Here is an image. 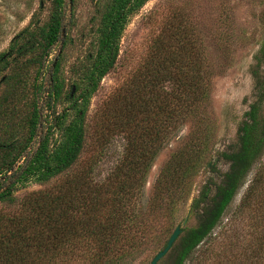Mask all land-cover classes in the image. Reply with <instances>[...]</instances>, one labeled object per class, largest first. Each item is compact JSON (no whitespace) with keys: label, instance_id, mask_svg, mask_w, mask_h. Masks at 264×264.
Listing matches in <instances>:
<instances>
[{"label":"trees","instance_id":"16d2710c","mask_svg":"<svg viewBox=\"0 0 264 264\" xmlns=\"http://www.w3.org/2000/svg\"><path fill=\"white\" fill-rule=\"evenodd\" d=\"M148 1L100 0L94 50L78 65L79 75L68 94H64L62 56L49 74L48 87L44 89L40 81L44 64L62 34L64 0H55L45 25L24 29L12 40L9 49L0 54V74L12 71L0 80L8 85L0 99V204L12 208L8 213L0 212V264H121L129 254L145 245L149 231L138 221L136 204L142 195L147 170L155 159L159 138H165L175 128L177 112L173 107L179 103L171 92L162 98L154 95L160 79L157 75L163 71L161 85L171 82L175 88V84H179L187 96L202 93L205 82L202 62L194 68L184 64L185 70H180L184 74L180 83L171 77L170 69L176 61L169 54L152 77L154 81H139L119 119L117 115L120 121L117 129L128 132L127 149L131 151L106 183L95 184L88 174L68 179L67 175L84 151V117L90 99L101 80L115 67L120 41L130 18ZM172 47L186 53L188 46L176 43L169 49ZM161 51L165 50L158 46L155 57L158 58ZM33 68L36 70L33 83L28 86V72ZM190 71L194 73L192 80L187 78ZM250 72L255 101L238 127L237 147L222 154L228 170L211 199L208 189H204L201 198L194 203L195 211L201 204L209 203V206L202 207L203 211L197 213L195 227L181 231L173 244L177 243L178 249L171 264H185L209 238L245 184L252 167L264 156V118L261 114L264 41ZM30 89L34 92L29 101L24 92ZM44 95L50 109L62 99L71 105L54 119L53 128L59 132V138L50 144L52 128H49L32 156L19 164L36 136L40 119L38 102ZM23 99L27 112L16 120L14 112ZM17 126L23 129L22 134L17 132ZM182 165L169 164L155 185L162 196L170 199L168 208L171 212L175 206L173 197L184 185V176L179 174ZM59 177H65V180L57 186L28 193L19 202L15 197V192L31 182L47 185ZM255 197L264 202V167L248 187L239 206L238 213L248 220ZM241 240L233 242L242 249L238 254L240 258L230 264H264V218H260L258 226L250 229Z\"/></svg>","mask_w":264,"mask_h":264},{"label":"rangeland","instance_id":"374dc122","mask_svg":"<svg viewBox=\"0 0 264 264\" xmlns=\"http://www.w3.org/2000/svg\"><path fill=\"white\" fill-rule=\"evenodd\" d=\"M99 3L100 0H64L63 33L41 71L44 89L49 85L50 72L62 56L64 94L72 90L79 75L78 65L94 50ZM54 4L55 0H0V54L9 49L12 40L24 29L45 25ZM263 41L264 0H149L130 18L120 41L115 67L101 80L86 108L84 151L67 179L88 174L95 184L107 182L131 151L127 149L128 132L117 129L124 105L139 81H154L152 77L169 54L176 61L170 69L174 81L183 80L180 70H185L184 64L194 68L200 61L205 82L202 93L187 96L179 84H175V88L171 82L161 85L163 71L157 75L160 79L154 95L162 98L171 92L175 100H179L173 107L177 112L175 128L165 138H159L155 159L147 170L142 195L136 204L138 221L149 231L145 245L129 254L121 264H149L164 249L177 227L181 231L195 227L197 213L209 206L205 203L199 210H193L204 189H208L209 199L213 197L215 187L228 170L222 154L237 147L238 127L255 101L250 68ZM65 42L68 43L63 47ZM176 43L188 46L187 52L180 53L175 46L169 49ZM157 45L165 50L158 58L154 54ZM35 72L34 68L29 70L28 86L32 85ZM11 73L10 70L1 73L0 80ZM187 78L192 80L194 73L190 71ZM7 88V84L0 83V99ZM32 90L24 92L26 100L32 99ZM24 102L20 100L15 109L16 120L27 112ZM70 105L71 102L62 99L50 109L45 95L39 100L36 136L19 164L32 156L49 128H52L50 144L59 138V132L53 128L54 119ZM68 113L71 115L72 110ZM261 114L264 118V104ZM16 130L23 133L19 126ZM178 163H183L179 174L184 176V185L173 197L175 206L171 212L170 199L162 196L155 185L165 167ZM263 167L264 156L250 170L221 222L185 264H199V261L200 264H230L240 258L238 254L242 249L233 242L242 241L250 229L258 226L260 218H264V202L255 197L252 201L255 204L250 205L253 211L250 210L249 220L238 213L239 206ZM64 180L65 177H59L47 185L31 182L15 192V197L19 202L28 193L49 189ZM11 210L0 204V212ZM177 249L176 243L157 264H171Z\"/></svg>","mask_w":264,"mask_h":264},{"label":"water","instance_id":"95a60500","mask_svg":"<svg viewBox=\"0 0 264 264\" xmlns=\"http://www.w3.org/2000/svg\"><path fill=\"white\" fill-rule=\"evenodd\" d=\"M69 2H71V0H69ZM180 234H181V228L177 227L172 233L169 240L167 241L165 248L161 252H159L149 264H157L162 258H164L166 254L170 251V249L172 248L173 244L175 243V241L177 240Z\"/></svg>","mask_w":264,"mask_h":264}]
</instances>
